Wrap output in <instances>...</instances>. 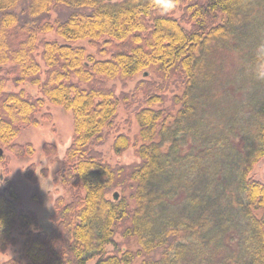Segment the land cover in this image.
<instances>
[{"label":"trees","instance_id":"obj_1","mask_svg":"<svg viewBox=\"0 0 264 264\" xmlns=\"http://www.w3.org/2000/svg\"><path fill=\"white\" fill-rule=\"evenodd\" d=\"M20 2L0 0V145L33 155L14 140L46 103L70 112L73 129L49 230L0 176V254L15 229L22 242L0 264H264V183L251 175L264 157V0H28L24 21ZM54 4L79 10L43 18ZM222 49L243 52L227 96L246 80L247 118L216 88ZM139 74L131 92L108 85ZM121 104H136L138 131L111 147L138 160L110 164L97 147ZM33 170L23 176L34 183Z\"/></svg>","mask_w":264,"mask_h":264},{"label":"rangeland","instance_id":"obj_2","mask_svg":"<svg viewBox=\"0 0 264 264\" xmlns=\"http://www.w3.org/2000/svg\"><path fill=\"white\" fill-rule=\"evenodd\" d=\"M109 1L116 2L118 0ZM27 4L28 0H21L14 10V12L19 14L20 21H24L27 18L25 10ZM78 10L79 9L54 4L49 14L44 15L43 18H56L63 21L71 12ZM81 10H85L86 12L89 11V9ZM179 15L180 12L177 11L175 16L178 17ZM45 37L53 38L56 36L54 33H48ZM78 43L84 45L88 53L95 52L93 48L87 45L85 40ZM213 52L212 58L215 61L219 74L216 88L219 87L222 90L223 104L225 103V106L228 104L231 106L234 101L239 100L236 103L238 109L236 114L245 115L247 118L246 113L248 107H245L248 105L246 80L242 82L239 81V84H241L242 87L241 95L239 92L234 96H227L231 93V90L236 83L233 79L235 77H239L240 80H242V74L239 71L242 67L244 69L243 52L240 53L241 55L227 49L219 50L214 55ZM143 77L144 76L142 74H139L125 83L115 80L109 82L108 85L113 86L116 94L121 92L128 93L133 90L136 82ZM9 87L14 89L12 85H9ZM24 89L30 95H34L35 93L34 87L27 86L24 87ZM136 104L131 106L129 105V107L123 104L119 106L112 134H110L104 144L97 147L101 151L104 159L110 164H128L138 160V158L134 155L132 147H128L120 155L115 154L111 147L114 135L118 133H126L128 136L133 138L137 133L138 127L132 114V110ZM37 117L39 119V126L22 127L17 138L14 140V143L17 144H32L34 148L33 155L17 157L8 152L5 147L0 145V149L2 151V154L0 155V176L3 180L8 179L12 186L18 191L20 197L18 206L24 211L34 212L39 225L45 230H49L51 228L50 217L54 210V199L58 194L62 193V189L54 182V172L57 168H59L64 152L71 142L73 129L72 117L70 112L63 110L59 106L48 103H46V106L41 110ZM45 143H51L56 147V153L54 155L44 154L42 146ZM29 164L33 165L34 175L36 176V181L34 183L27 180L23 176L24 170ZM251 175L264 183V157H262L255 164V166H253ZM66 196L68 195L66 194ZM14 233L17 236L16 243L14 246L9 247L4 254H0V262L7 258L22 255L20 254L22 242L21 238L18 236V230L15 229ZM108 248L111 249L110 246Z\"/></svg>","mask_w":264,"mask_h":264},{"label":"water","instance_id":"obj_3","mask_svg":"<svg viewBox=\"0 0 264 264\" xmlns=\"http://www.w3.org/2000/svg\"><path fill=\"white\" fill-rule=\"evenodd\" d=\"M2 154V151H1V149H0V155ZM113 197L116 199L117 198V193L115 192L114 194H113Z\"/></svg>","mask_w":264,"mask_h":264},{"label":"clouds","instance_id":"obj_4","mask_svg":"<svg viewBox=\"0 0 264 264\" xmlns=\"http://www.w3.org/2000/svg\"><path fill=\"white\" fill-rule=\"evenodd\" d=\"M169 6H171V5H169Z\"/></svg>","mask_w":264,"mask_h":264}]
</instances>
